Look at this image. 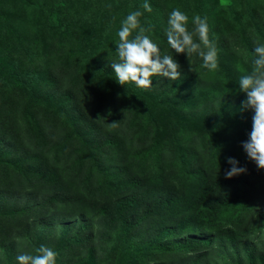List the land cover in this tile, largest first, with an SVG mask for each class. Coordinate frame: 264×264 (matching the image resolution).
Here are the masks:
<instances>
[{"label": "trees", "instance_id": "obj_1", "mask_svg": "<svg viewBox=\"0 0 264 264\" xmlns=\"http://www.w3.org/2000/svg\"><path fill=\"white\" fill-rule=\"evenodd\" d=\"M126 1L129 10L127 15L140 10L134 4L145 3L144 0ZM180 1L183 9H195L197 15L196 8L200 0L196 3L192 0ZM236 1L237 5H241V0ZM93 3V0H72L67 11L70 16L68 21L62 23L56 15L51 14L48 24L56 34L57 28H69L77 34V39L82 40L78 33L89 37L92 35L89 26L93 22ZM243 4L251 16L250 5ZM36 5L44 8L49 3L37 0ZM139 20L145 28L153 26L146 35L158 45L161 54L172 55L181 65V78H187V86L193 96L192 104L180 108L179 102L174 100L172 104L163 103L161 109L156 111L152 109V101L157 100L154 102L157 104L159 100L153 99L150 104L136 110L134 124L138 127L133 129L129 126L128 131L119 132L121 137H116L109 147H103L106 150L113 148L119 155L117 163H112L114 165L111 167L120 171V175L109 188H105V192L102 191V185L100 189L91 186L90 190L80 191L79 183L69 175L52 172L51 163L38 151L32 147L24 149L25 156L32 161L28 165L33 172L32 179L37 175L40 178H36V187L24 194L28 198L25 197V204H18L15 208L29 209L33 199L47 202L46 206L52 211L47 212L46 218L57 221L58 234L49 233L53 225L41 218L32 220L28 225H12L14 228L19 227L17 235L8 231L10 225L7 231L0 229V264H18V250L15 247L11 249L14 245L12 242L17 238L25 239L21 251L30 254V247L45 245L50 248L51 240H60L61 232L67 228L69 239L66 241L74 244L73 248H85L73 255H82L87 251L95 255L97 264H125L127 259L132 261V258H135L136 263L150 258L163 264H264V170L257 169L241 146L251 131L248 125L251 111H241L246 94L239 91L237 83L241 75L252 70L254 56L248 55H253L258 44H264V25L259 26L255 22L257 34L254 30L243 35L230 34L235 44H242L240 49L243 48V51L237 50L236 45L228 40L229 24L226 30L209 26V38L214 43L217 41L215 45L218 50V67L210 71L200 67L202 59L198 55L187 57L186 54H176L170 48L166 37L167 28L160 26V14L142 15ZM7 31H13L14 34ZM254 40L258 41L256 45H253ZM25 43L30 48L20 59L28 62L21 68L23 77H17V83L21 86L33 81L35 71H32V64L40 62L41 56L43 58V47L37 41H28L19 23L0 21V65L11 48H20ZM48 50L55 56V52H61V49L54 52L50 46ZM68 50H73L75 54L81 52L80 48L74 47ZM93 62L94 57H89L88 64L100 82L113 88L115 83L104 67ZM180 79L171 81L157 77L153 86L158 91V98H166L171 94ZM27 93L28 97L32 96L30 92ZM66 97L73 98L69 92ZM176 109L178 112L174 114ZM200 111L211 115L204 123L197 116ZM90 122L87 120V125L78 130L74 119L68 117V130L53 139L54 146L64 145L65 137L74 132L87 133ZM94 137L105 144L104 141L107 143L113 135L112 131L101 134L94 132ZM128 141L130 145L125 146ZM125 148L130 149L131 153L158 151L162 169L150 171L151 165L138 158L127 161L123 155L127 153ZM2 151L0 155H5L6 152ZM229 157L235 158L239 162L238 166L245 167L247 172L226 179L225 172L231 167L227 162ZM13 162L10 159L8 163L13 166ZM99 164L105 167L108 163L100 159ZM5 189L20 194L18 189L7 186ZM57 202L58 207L55 206ZM64 224L70 225L66 227ZM75 229H89L90 237L96 244H90L93 247L88 250L89 242L79 243L74 239L72 231Z\"/></svg>", "mask_w": 264, "mask_h": 264}, {"label": "rangeland", "instance_id": "obj_2", "mask_svg": "<svg viewBox=\"0 0 264 264\" xmlns=\"http://www.w3.org/2000/svg\"><path fill=\"white\" fill-rule=\"evenodd\" d=\"M44 1L49 3L48 7H37V0H0L1 23H19L28 41H37V43L42 44L44 52L43 58L40 57V62L36 61L32 64L34 67L32 71H35L32 76L33 81L24 83L22 86L17 83V77L18 75L20 78L23 77L21 68L25 63H28L25 60L20 61L30 48L28 43L20 46V48L10 47L9 55L3 57V62L0 65V153L2 150L3 153L6 152L5 155H0V190L3 192L0 194V229L7 231L10 225L11 229L8 231H12L16 235L19 227L14 228L12 225H28L32 220L37 221V218L53 225L49 233L58 234V225H55L57 221L46 218L47 212L52 211L49 206H46L47 202L33 199L29 209L15 208L25 204L27 195L24 194H28L30 188H35L37 185L36 178H40L37 175L32 179L33 172L28 166L32 161L25 156L24 149L34 148L45 160L51 163L50 170L52 172L66 174L76 180L81 187L79 188L80 191L90 190L91 186L97 189L102 185V191L105 192V188H109L113 184L114 179L120 175V171L111 167L117 163L119 155L115 153L113 148L106 150L103 147H109L116 137H121L119 132L128 131L129 126L133 129L138 127L134 124L136 110L150 104L153 99L159 100L157 104H154L157 100L152 101V109L156 111L161 109L163 103L172 104L174 100L179 102L180 108L185 104L190 106L193 99L187 86V78L184 77L177 82L170 92L171 94L167 95L166 98H158V91L153 86L158 76L151 78L152 87L148 89L138 88L132 82L125 86L117 83L111 62H118L116 42L119 37L117 33L121 27V21L129 11L126 0H93V22L89 26L92 35L86 37L84 34L78 33L82 40L77 39V34L70 31L69 28H57L58 34H56L55 30L48 24L51 14L56 15L62 23L65 20L68 21L70 16L67 15V11L70 10L72 0ZM144 1L146 2V0ZM241 1V5H237L236 0H200L196 8L197 15L202 18L207 17V23L210 27L225 29L229 24L227 36L231 42L234 40H231L230 34L240 33L243 35L242 33H251L253 30L257 34L255 22L259 26L264 25V0ZM147 2L152 7L150 13L143 9L141 3H136L133 6L139 8L143 12V16L146 17L149 14L153 16L160 14V26L162 28L168 27L169 13L173 9L179 8L188 16L186 25L188 31L193 32L192 18L196 15L195 9L186 11L182 8L183 3L180 0H147ZM192 2L196 3L197 0H192ZM243 3L250 5L251 16L247 13ZM7 33L14 34L13 31H7ZM210 37H212L211 34ZM193 39L196 41L198 37L194 35ZM237 39L239 40V38ZM256 43L258 41L254 40L253 45ZM231 44L236 45V49L239 51L243 49H240L242 44L239 42L238 44L235 42ZM95 45L104 47L99 48ZM48 46L54 52L56 49H61V52H55L56 56L52 55ZM73 47L80 48V54L68 50ZM91 56L94 57L93 64L97 63L104 67L106 73L111 77L115 83L113 88L100 82L97 74L92 71L88 64ZM248 56L253 57L254 55ZM202 63H200V67ZM27 91L32 96L28 97ZM67 92L73 98H67ZM203 92L204 90L201 93L203 94ZM196 104L197 102L194 105ZM177 112L176 109L174 114ZM197 116L203 123L207 121L208 117H211L209 112L203 113L201 111L198 112ZM251 116L252 112L248 114L250 128ZM68 117L74 119L78 130L79 127L86 126V121L90 120V125L87 128L88 134L78 132L69 134L68 137H65L64 145L56 147L53 144V139L68 130ZM191 119L194 118L191 117ZM114 121H119L116 127L110 125ZM105 131H112L113 135L110 137L111 141L109 137L107 143L103 140L106 145L100 142L98 137H94V132L101 134ZM128 142L125 146L130 145L131 142ZM125 150L127 153H123V155L127 161L131 162L132 159L138 158L151 165L150 171L162 169L161 164H159L158 151L137 150L138 152L131 153L130 149L125 148ZM10 159L14 161L15 165L11 166L8 163ZM100 159H104L108 164L105 167L103 164L98 165ZM6 186L15 188V190L18 189L20 194L18 192V194L12 193L11 189L7 192ZM93 198L95 197L93 196ZM55 206L58 207L59 203L57 202ZM68 225L70 224H64L66 227ZM68 229L61 232L60 240L55 238L51 240L50 248L58 253L56 264H97L94 261L95 255H90L87 251L82 255L80 253L73 255L85 248H73L75 245L66 241L67 238L69 239ZM72 233L74 239L79 243L89 242L88 250L96 244L90 237L89 229L83 231L75 229ZM45 235L47 234L45 233ZM12 243L14 245L11 246V249L15 247L18 250H16V256L23 254L21 250L25 244V239L23 237L17 238ZM90 244L93 246L90 247ZM60 245L65 247L61 248ZM38 248L30 247L28 252L31 255H37ZM262 251L264 252V250ZM134 261L135 258H132V261L127 259L125 264H163L162 261L150 258L137 263Z\"/></svg>", "mask_w": 264, "mask_h": 264}, {"label": "clouds", "instance_id": "obj_3", "mask_svg": "<svg viewBox=\"0 0 264 264\" xmlns=\"http://www.w3.org/2000/svg\"><path fill=\"white\" fill-rule=\"evenodd\" d=\"M143 9L152 12L147 0ZM142 15L140 10H134L121 21L117 33L119 39L116 42L118 62H111L115 80L121 86L132 82L141 89L152 87L153 76L168 78L171 81L179 80L181 65L172 55H162L158 45L146 35L153 26H141L139 18ZM187 21L188 16L179 8L169 13L166 30L168 45L176 54H186L187 57L198 55L203 61L201 67L205 69H217L218 50L214 41L209 38L207 17L195 15L192 18L193 32L188 31ZM194 35L198 37V42L194 41ZM253 55L251 72L241 75L237 81L239 91L246 94V99L241 103V111L252 112L251 131L247 133L248 138L241 146L257 169L264 170V44H258L253 50ZM189 70L191 71V67ZM118 122L114 121L110 125L116 127ZM227 162L231 167L225 172L226 179L247 172L245 167L238 166L239 162L235 158L229 157ZM37 252V255L20 254L16 260L18 264H56L58 253L53 249L41 245Z\"/></svg>", "mask_w": 264, "mask_h": 264}]
</instances>
